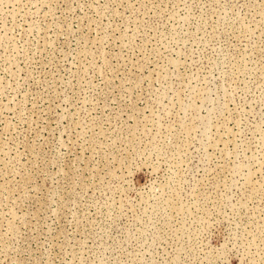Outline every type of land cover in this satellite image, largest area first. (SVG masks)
Wrapping results in <instances>:
<instances>
[{"label": "rangeland", "instance_id": "374dc122", "mask_svg": "<svg viewBox=\"0 0 264 264\" xmlns=\"http://www.w3.org/2000/svg\"><path fill=\"white\" fill-rule=\"evenodd\" d=\"M0 264H264V0H0Z\"/></svg>", "mask_w": 264, "mask_h": 264}]
</instances>
